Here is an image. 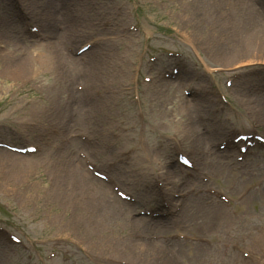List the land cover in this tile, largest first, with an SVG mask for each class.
Listing matches in <instances>:
<instances>
[{
	"label": "rangeland",
	"instance_id": "1",
	"mask_svg": "<svg viewBox=\"0 0 264 264\" xmlns=\"http://www.w3.org/2000/svg\"><path fill=\"white\" fill-rule=\"evenodd\" d=\"M39 1L41 4L38 6L35 1L26 0L27 3H36L33 6L37 8L34 11V15L37 16L34 18L35 21L32 17V21L40 23L47 34L57 33V39L54 41L60 47L61 41H68L69 38H81L73 43L75 47H78L87 39L104 37L101 31V27H104L102 20L112 18V9L114 10L115 4L119 2L126 3L125 14L121 16L124 18L123 22L130 20L137 22L141 31L128 35L122 32L119 26H110L111 32L107 31L108 35L116 36L118 43L104 44L102 41L97 48L86 53L82 59H76V62L71 60L65 70L60 72L57 65L55 67L53 64L48 65L43 62L48 54L47 46H45L48 40L39 41L38 38L18 34V28L13 23H0V42L6 45L4 48L0 46V137L10 142L20 144L33 142L41 146L38 153L26 156L31 158L29 164L32 165L31 167H26L27 165L22 167V163L14 162L12 157L3 151L0 152V223L8 225L12 230L29 237L32 241L37 237L47 240L54 234L70 235V242L74 241L82 245L87 252H91L93 258L91 264L95 263L94 260L100 262L99 258L104 254L140 263L156 264L152 260V252L142 250L144 248L141 245L132 252L108 245L116 239H121L126 244H119L131 248L134 245L132 232L141 226L125 227V220L128 219L126 213L129 211L126 210L130 207L123 203L114 206L116 213L111 216L112 220L109 225L103 223L104 216L110 215L107 212L109 202L112 203L109 198L110 186L105 188L102 183L97 182L79 162H77L78 165L72 164L77 181L72 177L68 179L69 181H60L62 177H56L60 169L59 167H56V170L53 168L52 165L55 163L53 159H62V156L66 155L71 161L76 158L78 149L87 148L86 150L97 159L102 155L100 166L104 168L107 160L115 158L117 153L123 152L128 147H141L140 154L146 151L151 154L150 163L142 161L139 164L135 157L127 168L112 170V175L121 183L130 174L131 178L126 179L129 182L124 185L128 190H136L133 187V167L156 168V172H159L158 165L155 163L158 156L155 157L153 154L159 153L158 150L160 151L164 146L161 135L179 133L185 148L191 151L199 161L201 172L197 177L183 178L185 182H180L178 186L188 190L190 186L194 187L198 183H209L214 185L213 187L225 190L233 200L225 207H218L211 215V211L203 212L199 209L196 212L194 210V205L197 206L199 202L204 208L207 205V199L198 197L195 202H186L181 210L173 214L175 219L169 220L166 226L155 227L154 231L166 232L173 229L195 235H205L212 240L209 247L192 244L189 241L177 242L175 246L169 248L172 253L169 249L163 252L166 262L161 264H212L206 259L211 257L215 251L216 255L222 257L227 255V250L231 251V245L235 241L239 246H249L248 242H252L253 239L256 244H264V239L256 238L258 235V237L264 235L261 231L264 225V159L258 157L255 162L244 166L229 165V170H224V173L216 171L220 169L217 163L207 167L208 162L214 160L216 155L214 143H212L213 134L209 135L206 131L193 141L186 137L183 131L198 130L200 132V123L195 112L192 111L190 114L187 112V107H190L192 103L190 99L185 100L181 95L183 87L196 83L198 70L225 64L222 75L227 76L228 72L238 67L234 65L243 63L242 66H248L252 63L249 60L264 59V55L252 49L248 50L245 46L238 49L229 48L226 43L227 35L223 34L218 35L221 37L220 39L217 37L216 41L219 39L217 44L224 46L226 50L229 49L232 57L220 59L218 54L211 49L216 41L211 40L205 33L204 38H199L198 34L203 31L188 19L186 12L189 0ZM214 1L215 5L216 3H229L231 6L238 3V0ZM79 3H83L85 7L79 8ZM247 5L243 0L241 7L246 10ZM51 6L55 12L49 20L44 16L40 17L38 8L51 11ZM137 6L141 8L139 15L136 13ZM226 9H228L227 6ZM208 12L209 14L199 15L197 18L199 25L206 33L213 31L208 26L214 27L212 20L218 14L216 7L209 9ZM259 14H262V11ZM257 16L260 18L261 15L257 14ZM82 17L89 19L83 23L77 22ZM223 17L232 20V12L227 14L225 11ZM244 18L243 15L241 24L244 23ZM259 18L249 25L251 29L256 28L255 23L260 20ZM115 21L118 20L115 19ZM19 29L25 30L24 26L20 25ZM197 30L200 31L196 34ZM169 48L182 49L189 56V68L177 82L163 83L157 77L151 85L145 84L142 103L138 107L135 106L126 89V86L131 83L135 61L138 58L145 59L148 54ZM20 50L23 51V56ZM102 53L105 55L100 60L104 64L90 68L93 64L90 60L99 59V54ZM33 57L34 59L27 64V67L21 70L19 59L24 58L28 61ZM198 60L205 61L207 66L196 68L193 62ZM152 70L155 71L156 68L152 67ZM13 71L16 75L12 73ZM16 71L21 73L18 74ZM204 72L210 73L208 70ZM35 74L37 75L35 81L23 84L25 79ZM202 79L207 82L210 77L203 76ZM76 84H81L84 88L79 90ZM154 86L164 90L161 93H155L157 91ZM94 90H100L102 96L96 97ZM87 95H93L95 102L89 103ZM76 97L79 98L78 101ZM260 102V107H264V98L256 103ZM243 103L244 101L242 102L239 96L237 101L232 103L233 111L239 116L235 120L238 127L248 130L250 121H253L264 132V118L259 119L253 113L252 115L244 112L250 110V104L245 106L246 103L245 105ZM203 109H209V107L205 106ZM220 128L214 124L211 130L218 131ZM79 132H88L99 142L94 145L87 143L88 147H83L82 144L75 142L77 137H70ZM113 132L116 133V138L112 135ZM100 134L106 137V143L102 141ZM218 134L221 138L224 131H218ZM90 142L93 140L91 139ZM63 144H67L62 150L64 152L60 151ZM55 151L59 152L55 153ZM52 153L55 156H52ZM46 157H48L47 164L44 166ZM161 157L165 158L164 155ZM3 160L6 164L2 163ZM161 164L159 163L160 168ZM15 166L17 169L13 173L7 172ZM205 174H209V180L206 182L201 178V175ZM79 178L85 183L78 181ZM141 179L142 182H148L145 175ZM77 183H79L78 186ZM168 184H171L170 181ZM137 191L143 199L148 192L142 189ZM208 197H210L208 201L214 200L213 195H208ZM87 204L89 206H86ZM97 204L103 205L104 209L100 215L96 211L93 212L94 219H92L86 208L89 211L90 207L96 209ZM75 211L78 212L77 215L73 214ZM211 235H217L218 238ZM105 238L110 239L106 245L103 242ZM66 245L68 243L63 244V247ZM6 246L0 241V264H23L25 257L8 256L5 251ZM54 247L55 245L51 244L49 248V242L44 244L45 250ZM79 247L76 246L72 251L75 259L83 256ZM157 247L159 248L158 245ZM177 248H181L179 251L182 253H175ZM92 253L100 257L95 259L96 255ZM184 253L187 257L192 256L193 260L182 256ZM147 256L150 261L147 260ZM60 261L61 259L56 257L48 264H59Z\"/></svg>",
	"mask_w": 264,
	"mask_h": 264
},
{
	"label": "bare ground",
	"instance_id": "2",
	"mask_svg": "<svg viewBox=\"0 0 264 264\" xmlns=\"http://www.w3.org/2000/svg\"><path fill=\"white\" fill-rule=\"evenodd\" d=\"M32 1H35V2H38V0H32ZM245 1V4H248L247 5V8L246 10H244L242 7H241V4L243 2V0H238V3H235L236 5H231L229 3H226V4H223V3H216L215 5V1L214 0H189V5L187 6V12L186 14H188V19L192 22V24H194L195 26L199 27L203 32H200L198 34L199 38H204V33L206 35H208L210 37L211 40L213 41H216L218 35H227V40H226V43L228 45L229 48L231 49H238V48H242V47H246L248 50L249 49H252V50H255L257 51L258 53L264 55V15L262 14V16H257L260 15L259 14V8L257 5L253 4L252 3V0H244ZM220 2V1H219ZM263 2V0H262ZM29 8L34 9L32 7V4L29 3L28 4ZM226 6L228 7V9H226ZM85 5L83 3H79V8H84ZM214 7L217 8V16L214 17V19L212 20L213 23H214V27H212L210 30H213L211 32H207L201 28V26L199 25V22L197 20V18L199 17V15H202L204 16L206 13L209 14L208 10H212L214 9ZM226 11L227 14H231L232 12V20H227L226 18L223 17V13ZM55 10L54 8L51 6V11H47V10H42L41 11V14L47 19L49 20L50 16L52 14H54ZM214 14V13H213ZM245 16L244 18V23L241 24L240 22L242 21L241 18L242 16ZM257 18H259L260 20H258L256 23H255V29H251L249 27V25L252 24V21H255ZM89 18L87 17H82V19L80 20L82 23L85 22L86 20H88ZM188 20V21H189ZM258 23V24H257ZM261 25V26H259ZM200 30H197L195 31V33L197 34ZM205 31V32H204ZM221 36H219L218 38L220 39ZM218 39V40H219ZM217 40V41H218ZM52 41V40H51ZM217 41L216 43H214V47L211 48L212 51L215 53V54H218V57L220 59H226V58H231L232 55H231V51L229 49L226 50V48L224 46H220L219 44H217ZM56 42H50V45H49V42L47 43V48H49L48 52L49 54L47 56H45L46 58L43 59V62L46 63V64H54V66L60 64L63 60H62V57L60 55V53H58L57 51V47H56ZM62 50V49H60ZM64 55L66 56H70V54H68L67 52H64ZM105 54H99V59H92L90 60V62H93V64L91 65L90 68H93L95 65H103L104 62L102 60H100L101 57H103ZM98 61V62H97ZM101 61L103 63H101ZM251 62H257V61H264V59H251L249 60ZM240 64H243V63H240ZM240 64H237V65H234V66H239ZM221 67H225V64H222ZM227 67V66H226ZM17 72V71H16ZM14 75L15 72L13 71L12 72ZM18 73V72H17ZM21 72L19 71L18 74H20ZM155 90L157 92L155 93H161L164 89L161 88V87H156ZM241 94V98H246L244 104H250L252 106V113L255 114L254 116L258 117L259 119H263L264 118V107H260V103H252V102H255V100H260V98H257V99H254L253 97L254 96H250V94H246V92H243L241 91L240 92ZM257 97V96H256ZM249 102H248V101ZM252 101V102H250ZM252 114V115H253ZM190 130H185L183 131L184 134L186 135V137L188 139H191L192 141L196 139V136H197V133L194 132V131H191L192 133L189 132ZM4 153H6L8 156L12 157L14 162H20L22 163V167H31L32 165H29L30 164V161H31V158H28L24 155H21V154H16V153H12V152H9V151H3ZM1 159V157H0ZM2 163H5L6 164V161H2ZM55 170H56V167H61V165L56 162L55 165ZM17 169V167H13L11 169H9L7 172L9 173H13L15 170ZM227 170H229L227 168ZM57 177L60 178L59 180L62 181V180H66L69 175H74V172L72 170L71 173L67 172L65 173V166L62 167V170L60 172H57ZM175 172L174 170H172V172H167V174H164L166 178H170L172 176H175L174 175ZM172 181V179L170 180ZM174 181V180H173ZM100 183V181H98ZM113 198H115L116 200H114L113 202H120L121 200L118 199L117 197L115 196H112ZM86 206H89V204H87ZM218 207H221L219 205H215V206H211V207H208L207 209L208 210H211V215H213V213L215 212V210L218 208ZM106 208V207H105ZM195 211H199V209H203L202 207H195ZM104 209V206L101 205V204H97V207L96 209L93 207H90V211L88 208H86V211L90 214L89 216L94 219V214L93 212H97L99 215L102 214V210ZM92 211V213H91ZM115 211L116 209L113 208V207H109L107 209V212L110 213L109 216H104V220H103V223L106 224V225H109L110 221L112 220L111 219V216H113L115 214ZM220 211V210H218ZM217 211V212H218ZM73 214H78L77 211H75ZM219 216V213L217 214ZM89 217L90 221L92 222L91 218ZM141 219H132L130 220V222L132 223L131 225H138L139 223H141ZM148 222H150V220H147ZM110 240V239H109ZM108 238H105L104 239V244L106 245L108 242H109ZM136 242V243H135ZM155 242V241H154ZM153 241H147V240H135L134 241V245H132L131 248H128V246L126 245H121V244H126V243H121V244H114V243H109L108 245H112L114 247H121L122 249H125L128 250H131L130 252L134 251L135 248H137L139 245H141L142 250H146L148 253H151L152 252V260L153 262H155L156 264H161V263H164L166 262V256L163 254V252H165L168 248L167 247H160L158 248L155 244H154ZM158 242V240H157ZM128 248V249H127ZM102 249V248H101ZM107 249V248H105ZM151 250V251H150ZM127 252V251H126ZM139 252H141V250H139ZM194 254V253H193ZM107 255V254H105ZM146 255V254H144ZM148 255V254H147ZM150 256V255H149ZM149 256H147V260L150 261V258ZM186 256V255H185ZM187 257V256H186ZM116 258H119V259H123V258H120V257H116ZM128 260V259H127ZM128 261H134V260H128ZM168 261V259H167Z\"/></svg>",
	"mask_w": 264,
	"mask_h": 264
}]
</instances>
